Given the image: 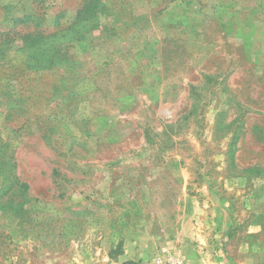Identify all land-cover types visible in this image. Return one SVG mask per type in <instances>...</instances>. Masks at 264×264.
I'll return each instance as SVG.
<instances>
[{
    "label": "rangeland",
    "instance_id": "1",
    "mask_svg": "<svg viewBox=\"0 0 264 264\" xmlns=\"http://www.w3.org/2000/svg\"><path fill=\"white\" fill-rule=\"evenodd\" d=\"M0 73V264H264V0H0Z\"/></svg>",
    "mask_w": 264,
    "mask_h": 264
},
{
    "label": "trees",
    "instance_id": "2",
    "mask_svg": "<svg viewBox=\"0 0 264 264\" xmlns=\"http://www.w3.org/2000/svg\"><path fill=\"white\" fill-rule=\"evenodd\" d=\"M1 75V77H0V83L1 82H3V81H5L6 80V75L7 74H5V73H0ZM27 76H29V75H25V76H23L22 75V77H21V81L22 80H24V78H26ZM11 77V76H10ZM8 78V77H7ZM26 83H27V81H24V83L22 84V85H26ZM18 85L20 84V81L17 83ZM20 86V85H19ZM16 186V187H15ZM8 189H13V188H15V189H17L18 191H23L25 188H26V185H18V184H14V182H13V180L11 179V180H8V184H7V186H6ZM127 263H129V262H127ZM126 262L125 263H123V264H127Z\"/></svg>",
    "mask_w": 264,
    "mask_h": 264
},
{
    "label": "built area",
    "instance_id": "3",
    "mask_svg": "<svg viewBox=\"0 0 264 264\" xmlns=\"http://www.w3.org/2000/svg\"><path fill=\"white\" fill-rule=\"evenodd\" d=\"M155 264H188L182 257L160 258L155 261Z\"/></svg>",
    "mask_w": 264,
    "mask_h": 264
}]
</instances>
